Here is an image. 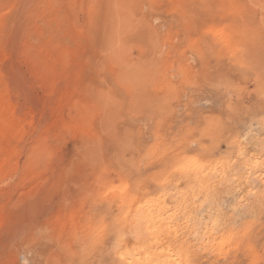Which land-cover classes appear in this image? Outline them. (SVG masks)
I'll list each match as a JSON object with an SVG mask.
<instances>
[{
	"label": "rangeland",
	"instance_id": "1",
	"mask_svg": "<svg viewBox=\"0 0 264 264\" xmlns=\"http://www.w3.org/2000/svg\"><path fill=\"white\" fill-rule=\"evenodd\" d=\"M0 264H264V0H0Z\"/></svg>",
	"mask_w": 264,
	"mask_h": 264
}]
</instances>
